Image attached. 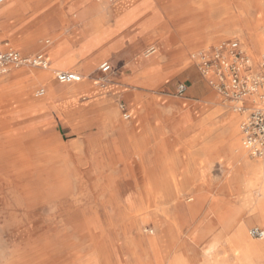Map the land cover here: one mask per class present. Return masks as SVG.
I'll list each match as a JSON object with an SVG mask.
<instances>
[{"label": "rangeland", "instance_id": "obj_1", "mask_svg": "<svg viewBox=\"0 0 264 264\" xmlns=\"http://www.w3.org/2000/svg\"><path fill=\"white\" fill-rule=\"evenodd\" d=\"M13 1L10 0L6 5ZM47 1L41 0L40 6L36 5L37 8L32 10L33 12L31 15L29 14L30 16H27V11H24L22 13L23 25L21 26L22 23L20 22L15 27L14 38L12 40L16 43L21 35H25L39 26L48 31L38 40V46L29 50L25 49L24 52L36 53L46 46L50 47L44 43L46 39L53 41L51 35L53 29L50 31L49 28L57 22L66 26V29L68 27H75L72 18L80 15L83 11L80 4L77 6L74 4L78 0ZM119 1L108 0L109 4L107 6L94 7L99 10L100 14L105 10H113L115 16L118 17V23L123 24L126 22V12L129 9L118 8ZM226 1L236 10H240V7H242L236 0ZM54 2H56V5L50 8L51 3ZM99 2L100 0H93L92 3L96 4ZM69 7L72 11L67 9ZM208 7L211 10L210 15H207V18L204 19L198 17V21L205 26L201 30H189L194 32L191 40L184 38L185 35L183 36L180 31L181 27L173 24L171 15L166 9V4H164V7L159 5L157 14L148 10L149 13L147 12L146 15L136 17L126 25V50L134 46V41L142 40L144 45L141 56L147 60L153 59V61H155V58H158L155 68L149 70L145 67L142 69L138 67L134 71L128 67L114 69L115 66L111 60H103L98 66L96 64V67L93 69L92 74L94 77L90 79L89 87H95L96 78H105L108 82L109 78L111 79L113 76L123 75L120 79L126 80V75H130L133 71L132 82L156 86L149 94V100L152 99V101L160 103L176 101L186 103V106L194 104L191 109L196 113L195 115L198 118L207 117L212 112L220 110L218 114L235 116V119L239 121L241 118L239 114L242 116L244 114L234 108L237 102L226 98L223 94H219L211 87L207 80L210 92L205 98H190L188 93L180 95L178 93V85L185 83L190 86L192 84L193 76L189 73L191 69H194L202 76L199 63L201 52L213 50L215 47L230 40H239L241 49L260 68V63L264 56V14L257 13L255 10H249V15L233 12L226 18L221 19L222 8ZM261 7L264 8V5L262 4ZM244 15L245 17H243ZM35 16H38L40 19H36ZM145 16L148 21H145ZM121 19L124 20L123 23L120 22L122 21ZM143 20L146 23L141 28L142 24L140 25V23ZM233 20H237L235 23L238 25L237 27H233L235 26ZM4 35L6 33L1 32L0 39H4ZM16 43L15 45L18 46ZM22 46L26 47L25 45ZM152 46H155L157 51L152 55H147L146 51ZM121 52L117 51L116 55L119 57ZM124 58L126 59V57ZM104 62H109L112 65L114 69L113 73L104 74L101 72L100 64ZM88 66L90 67L85 65V73H82V82L87 78L92 67V65ZM31 71L44 72L47 77L50 76L49 71H41V69L32 67L15 69L13 72L25 74ZM140 71H143V73H140ZM11 79L12 77L1 74L0 88H4L5 84L6 86H10L12 83ZM52 81L58 84L53 73ZM123 86L124 88L120 90L123 93L115 97L113 102L120 111V118L128 123L131 119L126 120L123 117L121 105L123 104L127 110L129 109L132 115L133 109L126 98V82ZM63 87L69 88L72 86L63 85ZM38 88H46L47 90V86L44 84L31 85L28 88V93L33 99H38L35 96ZM3 97H0V124L6 120H10L14 115L13 110L3 107L8 102ZM56 101H54V104H58L62 100L58 99ZM87 106H80L81 108L77 113L85 112L92 104L88 106L89 108ZM97 115L98 113H90L87 117L96 118ZM81 117L83 116L81 115ZM87 117L84 116V118ZM29 119L35 121V127L39 124L36 123L37 121L45 120L47 128L52 134L55 133L57 135L58 142L55 145H45L46 147L44 146V148L46 149L38 148V144H35L37 141L34 144H25L23 142L19 144L22 147L17 149V144L16 146H6V144L2 146L5 140L0 138V152H5L7 156L5 162L0 163V264H38L36 263V258L40 255V252L47 249L45 243H49L48 248L63 250L60 253V255H65V260L60 258L64 261V263L62 262L63 264H105L99 254L102 251V249L100 250L101 247L83 238V234L90 226L89 222L91 224V220L95 216L98 218L97 225L106 232L107 236H110L104 239L105 247L103 253L113 264H135V258L140 259L142 264H157L155 253L149 249L147 244L149 236L158 233L155 223L150 220L147 223L142 222L139 228L133 227L131 225L132 220L127 216L126 207H124V201H134V197L136 196L145 199L140 194L142 186L147 181L142 176V173H139L140 170L142 171L145 168V164L139 157L132 155V152H126V144H123L117 138L115 139V136L104 135L102 138H97L86 136L83 131L73 129L71 125L65 122L62 114L56 109L46 107L41 110H34ZM80 121H83V118ZM213 121L215 119H212ZM236 126L239 127L242 136L240 124L236 123ZM89 127L93 126L89 125ZM45 133V131L42 132L40 130L37 132L36 137L41 138ZM156 137L157 134H155ZM158 138L160 137L158 136ZM159 151L153 149L148 152L144 148V150L141 149L139 152L146 153L147 157L153 158ZM56 155L62 156V161H64L63 166L67 170L63 180H57L58 178L52 172V163L46 161V158H51L50 160H52ZM18 157L27 158V164L15 163L14 160ZM126 157L130 159L129 166L126 165ZM223 159V162L219 158L214 159L210 164V168L201 178L200 184H204L206 187L203 190H189L190 194L186 197L190 198L188 199L190 200L189 204L197 205L198 213L208 215L211 218H214L219 210L221 212L226 211V206L224 207L220 204L226 198L228 202L229 200L234 203L236 202L238 185L236 177L241 174V170L236 163L227 167L225 158ZM85 160H89V163H83ZM99 160L103 162V165L96 166ZM26 167L32 169V174L18 178L15 171L18 168L22 169ZM154 174L158 179L155 181L160 184L163 180L162 174L159 172H154ZM127 178H130V180ZM59 183L62 185L58 186ZM22 184L31 186L30 190L34 191L30 192V196L35 204L29 210H26L24 206L26 205L27 197L19 189ZM203 192H208L209 196L202 197L198 195V193ZM162 199L164 200L165 197ZM103 201L111 202L103 203ZM117 201H123L124 203L120 204ZM169 210L175 216L180 214L178 207L174 204L169 205ZM245 216L246 214H243V218ZM197 223H190L191 228L186 230L189 236H185L186 238L198 239ZM207 224L209 222L205 221L202 227H205ZM254 227L264 229V226L258 221L248 226L249 237L258 242L259 239L250 234V230ZM206 241H209V239ZM202 243L200 241L199 244ZM18 245H21V247ZM174 252H171L162 264H170V257Z\"/></svg>", "mask_w": 264, "mask_h": 264}, {"label": "crops", "instance_id": "obj_2", "mask_svg": "<svg viewBox=\"0 0 264 264\" xmlns=\"http://www.w3.org/2000/svg\"><path fill=\"white\" fill-rule=\"evenodd\" d=\"M9 1L10 0L2 5H5L6 9L9 8L6 16L4 17L2 16V13H0V29L1 32L4 34L6 33V35H4V39H1L0 42L3 44L9 43L11 47L22 54H35L21 51L17 47L21 45L38 46V40L45 32H48L45 28L39 26L36 29L31 30L29 33L21 35V37L19 36L20 38H18L17 43L12 39L14 38L15 27L19 25L20 22L22 23L21 26L23 25L22 13L27 11V16H30L33 12L32 10L37 8L36 5L40 6L39 3L41 0H14L12 3L6 5ZM51 1L53 0H48L47 2ZM123 1L124 0H120L118 5ZM145 1L150 2V4L140 13L139 17L144 14L146 15L148 10L149 12L151 10V12L157 14L159 5L164 7V4H161L160 0ZM242 1L243 0H236V2L240 5ZM250 1L253 3L250 10H255L257 13L264 14V8L261 7L262 4L264 5V2L262 3L260 0ZM92 2L93 0H78L74 3L75 6L80 4L83 9L80 15L72 18L73 23H75V27H68L66 29V26L57 22L49 28L50 31L53 29L51 31L53 41L46 39L44 43L50 47L46 46L38 52H43L47 56L50 61V67L47 69L32 67L41 69V71H49V77L42 79L43 75H46L44 72L31 71L29 73L22 74L13 72L15 69L17 70L20 68L10 70V77H12L10 81L12 83L10 86H6L5 84L4 88H0V97L4 96L6 98L8 102L6 103V106L3 107L13 110L14 115L10 120H6L0 124V138L5 140L2 146L5 144L6 146H16L17 144V149H19L22 147L19 144H22L23 142L25 144H34L36 141L37 142L35 144H38V148L42 149H46L44 148L45 145H55V143L58 142L57 135L55 133L52 134V132L47 128L46 121H37L36 123L39 124L35 127V121L29 119L34 110H41L46 107H50L59 111L65 122L71 125L73 129L83 131L86 136H94L97 138H102L104 135L112 137L115 136V139L117 138V140L126 144V152H132V155L138 156L145 164V168H143L142 171H139V173H142V176L147 181L142 188L147 184H150L151 186H154L155 189L162 190L163 188H167V184L169 183L170 188L174 190H203L206 186L204 184H200L202 181L201 178L210 168L212 161L219 158V160H222L223 162V158H225L227 167L236 163L241 170V174L236 177V182L238 184L236 191L237 197L235 198L236 202L234 203L230 200L228 202L227 198L223 200L220 204L224 207L226 206V211H217L218 213H216V216L214 217L215 220L208 217V215H201L200 213L195 212L197 217H201L204 221L209 222V224H207L203 229L199 230L200 233H197V236L210 238L213 233L219 229L211 230L209 226L212 222L221 220V218L229 216L237 217V215H240L236 219L241 220L243 215L238 214L235 207L240 205L241 192L245 180L253 176L250 171L251 165L260 161L256 160V158L252 159L253 157L247 153L239 127L236 126V123L240 124L242 115L239 114L241 118L237 121L235 116H224L223 114H218L220 110H216L207 117L198 118L197 115H195L196 113L191 109L194 104H192V106H186V103L176 101L160 103L154 100L152 101V99L149 100L148 96L156 86L137 84V82L134 83L132 82L131 77L133 71L138 67L141 69L145 67L150 70V66L147 63L140 62V57L134 56L128 57V59L124 58L126 57V22L120 21L124 23L119 24L117 21L118 17L115 16L113 10H105L101 12V14L98 12L99 10L95 7L99 8L102 5L107 6V4H109L108 0H100V2L96 4ZM221 4L229 3H227L226 0H221ZM55 5L56 2L51 3L50 8ZM67 9L72 11L70 7ZM167 11L169 12L168 9ZM187 12L189 15L191 13L192 15L196 14L197 17H202L203 19L207 18V15H210V12H207L206 10H187ZM100 17L101 20L99 19ZM35 18L40 19L38 16H35ZM146 18L147 17L145 16V21H148ZM174 20L175 19H172V22ZM144 23H146L144 20L140 23V25L142 24L141 28L145 25ZM97 25H103L105 27L100 26L97 28L98 30H96ZM187 25L186 30L191 33H186L185 36H183L184 38H189L190 40L195 29L201 30L202 27L205 26L198 21L194 27V24L190 20L189 22L187 21ZM59 26H61V28H59ZM188 29L193 31H189ZM135 42L144 44L142 40L134 41V43ZM15 43L18 44V46H16ZM113 44L118 45L119 48L113 51L111 49ZM117 51H122L119 57L116 55ZM103 60H111L115 66L114 69L128 67L133 70L130 75H126V98L132 105L133 109V115L131 114L130 118L131 120L126 124L123 123L122 118H120V114L118 115V119L120 120L117 119L115 121H111L112 119H110L113 109L116 108L113 102L114 98L123 93L120 91L122 89L115 90L114 84L123 75L113 76L111 79L109 78L108 82H110L111 86L108 89L106 87L100 88L97 85V82H95V87H89L90 79L92 78L90 74L92 73L95 64L97 63L98 66V64ZM144 60L146 59L144 58ZM154 60L157 62L158 58H155ZM84 64L87 65V67H90L88 65H92L87 78L84 79V82H82L83 78L81 81L74 82L73 84H63L58 81L57 84L52 81V73L56 79V73L61 70L73 71L83 77L82 73H85ZM114 69L112 68L109 73H113ZM250 70L252 72H258L261 69L258 64L255 65L252 62ZM10 71L5 74L7 75ZM140 73H143V71H140ZM189 73L193 76V82L190 86L186 84V93L189 94L190 98H205L210 92L209 86L206 82V80L209 82V79L203 74L200 76L194 69H191ZM41 75L42 77H40ZM37 84L46 85L47 90H45L46 93L43 96L38 97V99H33L28 93V88L31 85ZM63 85H71L72 87L67 88L63 87ZM211 87L219 94H222L212 85ZM25 97L29 99L28 102H26ZM58 99H61L62 101L58 104H54V101ZM243 103L249 106L251 105V100L246 99ZM91 104L92 106L89 108L88 106ZM238 104L239 103H237V105ZM82 105H88L87 107L89 109L86 110L87 112L77 113ZM90 113H98V115L96 118H88L87 115ZM79 114H82V116L84 115L87 118H83V121H80L81 115ZM212 119H215V121L212 122ZM89 125L93 127H89ZM40 130H42V132H46L41 138L36 137L37 132ZM237 130L239 131L237 132ZM155 134H157L156 138ZM158 136L160 138H158ZM144 148H146L148 152L153 149L160 151L152 158L149 156L147 157L146 153L143 154L139 152L141 149L144 150ZM56 156L62 157L61 155ZM6 157L5 152H0V163L5 162V159L3 158ZM129 160V157H126L127 166L130 164ZM88 161L89 160H85L83 163L88 164ZM14 162L18 164H27L28 159L18 157L14 160ZM99 165H103V162L100 160L97 162L96 166ZM26 169L32 171V169L28 167H26ZM154 172L162 174L163 180L160 184L155 181L158 179L156 178ZM151 175H153V177ZM127 179L130 180V178ZM198 195L208 197L209 193L203 192L198 193ZM211 231L214 232L212 233ZM185 236H189L188 231L185 232ZM180 248L181 247L179 245H175L172 247L170 252L175 251L174 253H176L180 250ZM157 252L162 255L167 251L164 250L163 246H160ZM189 252L191 254H195L197 258H203V251L201 248L196 251ZM163 261L164 260L162 258L161 264Z\"/></svg>", "mask_w": 264, "mask_h": 264}, {"label": "bare ground", "instance_id": "obj_3", "mask_svg": "<svg viewBox=\"0 0 264 264\" xmlns=\"http://www.w3.org/2000/svg\"><path fill=\"white\" fill-rule=\"evenodd\" d=\"M150 1H152V0H150ZM260 1L262 3L264 2V0H260ZM160 2H161V4L167 5L166 9L169 10V14L171 15V18L175 19L173 21V23L176 26L181 27L180 31L182 32L183 35H185L187 33V30H186V28H187L186 26H188L187 21L189 22V20H190L194 24V27L198 23L197 15L196 14L192 15V13L189 15L187 10H195V11L206 10L207 12L208 11L210 12L211 10L208 9L209 8L208 6L216 7V8L220 7V8H222L220 17H221V19H223V18H226L227 16H229L233 12H239L240 14L249 15L250 14L249 10L251 9V7L253 5V3L250 0H243L241 5H240L242 7L238 6L241 9L236 10V9L232 8L229 4H221V0H160ZM149 4H150V2H147L145 0H124L123 2H121L118 5V8H126V10L129 9V11L126 12V25H127L133 19H135L136 17H139L140 13L142 11H144L146 9V7L149 6ZM8 9H6L5 5L0 7V13H2V16H4V17L6 16ZM130 9H132V10H130ZM243 17H245V15ZM99 19L101 20V17ZM121 20L124 21L123 19H121ZM237 20H233V22H234L233 24L235 25L233 27L238 26L237 24H235ZM103 25H104V23H103ZM100 26H98V25H97V27L95 26L96 30H98L97 28ZM103 27H105V26H103ZM183 30H185V31H183ZM188 30H190V29H188ZM6 44L10 46L9 43H6ZM143 45L144 44H141V43L139 44L138 42H135L134 46L132 48H130L129 50H126V59H128V57H134V56L140 57L139 58L140 62L147 63L151 69H154L156 62L153 61V59L147 60L145 58L146 60H144V58L141 57V51H142ZM25 46L26 47L24 48L21 45V46H18V48L21 51L22 50L24 51L25 49L29 50L31 48L36 47V46H29V45H25ZM118 48H119L118 45L113 44L111 49L114 51V50H117ZM156 51H157V48L155 46H152V47H150L149 50L146 51V54L152 55ZM126 63H128V62H126ZM96 64H95L94 68L96 67ZM101 65H102V63L100 64V67H101ZM10 74H11V71L7 75L10 76ZM90 76L94 77L92 73L90 74ZM40 77H42V75ZM43 78L46 79L47 76L43 75L42 79ZM96 82L100 88H105V87L109 88L110 82H107L105 80V78H96ZM125 82H126V80H124V79H118V81H116V83L114 84L115 90L123 89L124 88L123 85ZM59 83H61V82H59ZM73 83L74 82L63 83V84H73ZM24 88H25V86H24ZM45 90H46V88H45ZM45 93H46V91H45ZM115 96H117V95H115ZM112 98H114V97H112ZM134 98H135V96H134ZM247 99L250 100V96H247ZM25 100H26V102L29 101V99L27 97H25ZM109 103H113V102H109ZM237 106L238 105H236L234 108L237 109ZM119 114H120V111L118 110V108L117 107L114 108L113 113L110 116V119H112L111 121L117 120ZM79 115H82V114H79ZM76 117H77V115H76ZM243 117H244V115L242 116V118ZM80 118H84V115H83V117H80ZM118 120H120V119H118ZM107 122H109V121H107ZM13 123H15V122H13ZM123 123L126 124V122H124V120H123ZM120 125H121V123H120ZM240 129H241V121H240ZM238 131L239 130H237V132ZM241 133H242V130H241ZM242 136H243V134H242ZM3 159H5V158H3ZM50 159L51 158H48V159H46V161L48 163H50V162L52 163V166H53L52 172H54L53 173L54 176H56V178H58L57 180H63L65 177V174L67 173V170L63 166L64 161H62V157L55 156V157H53L52 160H50ZM256 160H260V161L258 163H254L251 165L250 171H251L253 176L249 177L248 179L245 180L244 185L242 187L240 205L235 207V210L238 214H242V215L246 214V216L244 217V219L242 218L241 220L236 219V218H238V216H240V215H237V217L236 216H229L226 218H221V220H217V221L212 222L211 225L209 226V228L211 230H214V229H219V230H217L215 233H213L214 231L213 232L211 231L213 233V235L210 238L198 236V239H196V238L191 239V238L185 237V231L187 229L191 228V226H190L191 222H198L196 224L198 234L200 233L199 230L204 228V227H202V224L205 222L203 218L197 217L195 215V212H197V210H198L197 205H191L188 203L190 201L188 199H190V198H186V197L190 194L189 190L171 189L169 186V183L167 184L168 185L167 188H163L162 190H157V189H155L154 186L147 184L146 186H144L142 188V191L140 194L141 197L143 196V197H145V199L140 198L139 196H136V197H134V201L126 200V201H124L125 203L123 201L122 202L117 201V203H120V204L124 203L125 204L124 207H126V214L132 220L131 225L133 227L139 228L140 224H142V222L147 223L150 220L155 223V226L158 229V233H154L153 235H150L148 238L147 244H148L149 249H151V251L153 253H155L157 264H161L162 258L164 260L168 257V255L171 253L170 251L172 250V247L175 245H179L181 248L178 252L171 255L170 264H264V238L259 239L258 242L254 241L249 237L248 230H247L248 226H250L251 224H253L256 221H258L259 223H261L264 226V156L261 158H256ZM54 161H56V162H54ZM31 172L32 171L27 170L26 168L25 169H18L16 171V176L18 178L30 176L32 174ZM151 176L153 177V175H151ZM60 183L58 184V186L62 185ZM30 187L27 184H22L19 188L21 193L23 195H25V197H27V200L25 202L26 205H24L26 210L33 208L34 204H35L31 198V196H30V192L33 191V190H30ZM61 188H63V187H61ZM34 190H35V188H34ZM58 193H56V194H58ZM52 195L55 197L54 194H52ZM164 197H165V199L163 200L162 198H164ZM158 198H161V199H158ZM106 202H111V201H103V203H106ZM9 203H11V202H9ZM170 204H174L175 206L178 207V210L180 212L179 215L175 216L173 213L170 212V210H169ZM97 222H98V218L95 216L91 220V224L89 222L90 226L86 230V232L83 234V238L92 242V243H95L96 245L98 244L101 247L100 250L102 249V251H100L99 254L101 255L102 259L104 260L103 262H105V264H113L109 260V258L106 257L103 253L104 252L103 250L105 247L104 239L106 237L109 238L110 236H107L106 232L99 225H97L98 224ZM208 239H209V241H206ZM200 241H202L203 243L199 244ZM45 246L47 249L43 252H40V255H38L36 258L37 259L36 263H38V264L39 263L40 264H42V263H44V264L45 263L46 264H63L64 263V261H62L61 259L65 260V255L64 256L60 255V253L63 250L48 248L49 243H45ZM160 246H163L164 250H166L167 252L160 255V253L157 252ZM19 247H21V245ZM200 248L203 251V258H197L195 256V254H191L189 252V251H196ZM134 263L135 264H142V262L138 258L137 259L135 258Z\"/></svg>", "mask_w": 264, "mask_h": 264}, {"label": "built area", "instance_id": "obj_4", "mask_svg": "<svg viewBox=\"0 0 264 264\" xmlns=\"http://www.w3.org/2000/svg\"><path fill=\"white\" fill-rule=\"evenodd\" d=\"M8 0H0L2 6ZM200 69L202 74L209 79L226 98L238 104L237 110L244 114L241 120L244 146L253 158L264 156V56L260 63V71L252 72L251 58L241 49L239 40H230L213 50L201 52ZM39 67L47 69L50 61L43 52L35 54H22L13 47L0 42V75L14 68ZM248 71H247V70ZM100 70L106 74L112 70L109 62L102 63ZM246 72V73H245ZM56 79L61 83L79 82L82 76L73 71H58ZM187 85H178V93L184 95ZM45 94L44 88L36 90L35 95L41 97ZM250 96L251 105L243 103ZM123 117L131 118V113L121 105ZM250 234L257 238H264V229L254 227Z\"/></svg>", "mask_w": 264, "mask_h": 264}]
</instances>
